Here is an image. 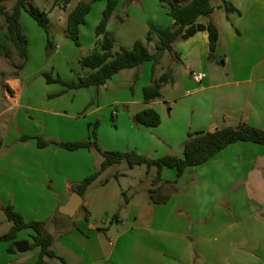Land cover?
Here are the masks:
<instances>
[{
  "label": "crops",
  "instance_id": "crops-1",
  "mask_svg": "<svg viewBox=\"0 0 264 264\" xmlns=\"http://www.w3.org/2000/svg\"><path fill=\"white\" fill-rule=\"evenodd\" d=\"M226 1L237 12L227 13L223 0H216L214 13L200 20H211L218 28L215 60L208 59V31L177 41L173 53H165L156 69V79L165 73L173 78L163 85L162 99L144 100L143 89L151 79L140 86L137 97L115 99L111 105H124L116 114L123 128L121 134L119 129L111 134L110 142L97 139L100 147L136 151L153 159L181 157L190 133L242 123L264 129V0ZM149 2L157 14L156 28L174 24L160 0L132 4L144 7ZM73 9L66 12L64 30ZM102 9L103 13L105 2ZM49 18L56 29L57 21ZM115 20L125 22L117 9L109 25ZM99 40L96 36L94 50ZM126 70L131 71L129 79L137 73ZM194 73H205L206 78L196 82ZM115 76L96 94L102 97ZM7 83L9 107L0 112V223H8L9 230L13 226L4 211L9 205L25 222L44 221L58 256L45 257L44 264H264V145L232 144L181 177L175 169L164 168L159 182L156 168H132L123 161L103 171L81 195L76 214L67 216L60 209L79 194L77 188L87 177L101 170L104 157L94 147L40 148L36 137L94 142L88 123L78 124L79 116L52 107L53 96L79 94L81 89L43 93L39 106L20 78ZM148 108L160 115V125L146 127L134 121ZM34 235L29 228L19 231L15 240L0 241V264H37L40 248L30 249ZM24 243L29 244L25 252L20 250Z\"/></svg>",
  "mask_w": 264,
  "mask_h": 264
},
{
  "label": "trees",
  "instance_id": "trees-1",
  "mask_svg": "<svg viewBox=\"0 0 264 264\" xmlns=\"http://www.w3.org/2000/svg\"><path fill=\"white\" fill-rule=\"evenodd\" d=\"M9 0H0V50H6V44L14 46L20 59H22L21 68L25 66L28 59V39L23 31L21 16L23 12L38 24L39 27L48 36L50 44V18L48 12L41 10L34 4H29V0H17L14 7L9 11L6 2ZM95 1L105 2V9L102 17L96 27V36L98 47L90 55L80 60L81 67L89 69L91 72L86 75H77V79L64 81L60 77H52L45 74L48 84H60L63 90L59 95L68 90L88 89L91 87H102L107 84L115 75L126 69H137L135 80L140 77V68L146 63H152L151 83L143 89V97L146 102L162 99V87L167 83L173 82L170 74H163L158 79L155 73L160 60L165 53H173V45L180 40H187L199 31H208L210 42L209 61L215 60V51L219 40V31L216 25L210 20L206 23L201 22V18H209L215 11L213 2L216 0H160L161 5L167 9L168 15L173 19L174 24L164 29H158L150 25L147 41L158 39L156 52L152 53L145 43L137 41L131 49L121 47L115 52V38L107 30L117 9L118 0H94L92 2H80L69 13L66 24V37L79 45V28L86 24L87 16L93 11ZM133 0H130L132 2ZM69 3V0H67ZM66 7V6H65ZM222 8L227 13L237 12V9L223 0ZM1 18L4 22L1 23ZM134 121L146 127H156L161 123L160 115L154 109H144L134 117ZM27 137L25 139H30ZM40 148L51 144L58 145L70 151H76L81 148H96L104 157L101 170L87 177L77 188L80 195H84L89 185L97 177L112 165L126 161L130 167L145 165L148 170L157 169L155 182L161 181V173L164 168L175 169L178 177L191 167H197L209 162L214 156L220 153L228 146L238 142H251L264 145V129L258 128L246 123L235 127H225L215 132H197L190 133L183 144V156L168 154L157 159L139 154L136 151L115 152L106 151L97 142L94 134V142H54L36 137ZM151 193H153L151 191ZM153 197V195L151 194ZM4 211L13 226L8 233L0 237V241L15 240L18 232L24 229H33L35 235L34 242L30 244V249L39 247L40 256L37 264H44L45 257L57 258V254L52 249L54 238L48 233L44 221L25 222L24 219L16 213L12 206H7ZM18 245V242L13 244ZM11 251H13L11 249Z\"/></svg>",
  "mask_w": 264,
  "mask_h": 264
},
{
  "label": "rangeland",
  "instance_id": "rangeland-1",
  "mask_svg": "<svg viewBox=\"0 0 264 264\" xmlns=\"http://www.w3.org/2000/svg\"><path fill=\"white\" fill-rule=\"evenodd\" d=\"M16 1L9 0L5 3L9 11L12 10ZM78 1L92 2L94 0H69V3L67 0H29V4H34L41 10L48 12L51 19L57 21H55L57 23L56 29H54L55 27L51 28L49 37L51 43L49 44L48 36L43 29L28 13L23 12L21 24L28 39V59L25 66L21 68L20 65L23 61L19 58L12 44L7 43L6 50H0V112L9 107L4 91L5 86L9 87L8 79L20 78L24 84L26 83L27 92L30 91L29 97L35 99L36 103L42 106L44 101L40 99L41 94L57 93L64 89L60 84L46 83L45 74H50L54 78L60 77L64 81H71L77 79V75L90 73V70L81 67L80 60L90 55L96 47L95 30L100 21L104 2L95 1L93 3V11L87 17V24L79 28V45H76L74 41L63 34L64 31L66 32L63 27V20L65 22L66 12L70 11V7L71 9L76 7L80 3ZM142 6L139 3L132 4L130 0H118L119 8L117 11L120 12L125 22L115 20L108 26L110 34L116 40L115 52L119 51L121 47L131 49L137 41L145 43L150 52H156L158 39L148 42L147 37L150 25H154L157 14H153V2ZM3 22L4 19L1 18V23ZM147 70H149L148 73ZM130 72V70H125L115 76L102 97L96 94L102 87H99L100 89L98 87L81 89L79 94L74 92L62 98L53 96L52 107L64 109L69 112L70 116H79L80 119L77 123H88L93 137L96 134L99 141L110 142L112 140L111 134L116 133L117 129H119L117 134H121L122 121L121 117L119 116L118 119L116 114L122 113L124 110L123 104L111 105L110 103L115 99L130 98L132 94L137 97L140 86L152 78L150 63L144 64L140 68V77L136 80L135 75L133 78H128ZM169 90L168 93H170ZM89 93L90 95H87ZM10 97L12 96H9V99L13 101V98ZM98 107L100 109L94 112V109ZM2 121L0 119V122ZM136 172L139 173L140 171L136 169ZM78 214H83V209H80ZM8 231L9 224L0 223V235Z\"/></svg>",
  "mask_w": 264,
  "mask_h": 264
},
{
  "label": "water",
  "instance_id": "water-1",
  "mask_svg": "<svg viewBox=\"0 0 264 264\" xmlns=\"http://www.w3.org/2000/svg\"><path fill=\"white\" fill-rule=\"evenodd\" d=\"M82 203H83V198L81 197V195H79L78 193H74L71 196L69 202L60 209V212L67 216H74L81 207ZM28 249H29L28 243H24L20 247V250L24 252L28 251Z\"/></svg>",
  "mask_w": 264,
  "mask_h": 264
},
{
  "label": "built area",
  "instance_id": "built-area-1",
  "mask_svg": "<svg viewBox=\"0 0 264 264\" xmlns=\"http://www.w3.org/2000/svg\"><path fill=\"white\" fill-rule=\"evenodd\" d=\"M192 78L196 81V82H202L205 78H206V74L205 73H194L192 75Z\"/></svg>",
  "mask_w": 264,
  "mask_h": 264
}]
</instances>
